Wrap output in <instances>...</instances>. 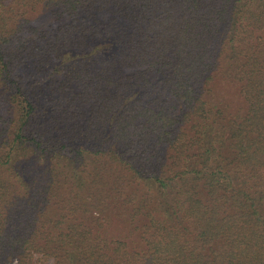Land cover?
Masks as SVG:
<instances>
[{"label": "trees", "instance_id": "1", "mask_svg": "<svg viewBox=\"0 0 264 264\" xmlns=\"http://www.w3.org/2000/svg\"><path fill=\"white\" fill-rule=\"evenodd\" d=\"M0 264H264V0H0Z\"/></svg>", "mask_w": 264, "mask_h": 264}]
</instances>
